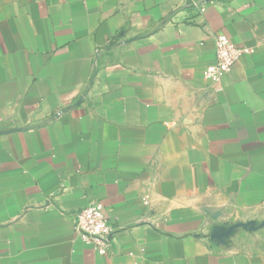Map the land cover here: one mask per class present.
<instances>
[{
    "label": "crops",
    "instance_id": "obj_1",
    "mask_svg": "<svg viewBox=\"0 0 264 264\" xmlns=\"http://www.w3.org/2000/svg\"><path fill=\"white\" fill-rule=\"evenodd\" d=\"M0 264H264V0H0Z\"/></svg>",
    "mask_w": 264,
    "mask_h": 264
},
{
    "label": "built area",
    "instance_id": "obj_2",
    "mask_svg": "<svg viewBox=\"0 0 264 264\" xmlns=\"http://www.w3.org/2000/svg\"><path fill=\"white\" fill-rule=\"evenodd\" d=\"M204 9L201 10L203 12ZM117 38L122 40L121 35ZM216 63L206 68L205 79L220 84L244 54H252L254 50L238 48L230 39L222 34L214 35ZM74 230L78 239L86 246L102 256L111 253L114 243V228L110 224L99 202H91L86 208L73 215ZM211 240V234L209 235ZM213 241V240H211Z\"/></svg>",
    "mask_w": 264,
    "mask_h": 264
},
{
    "label": "water",
    "instance_id": "obj_3",
    "mask_svg": "<svg viewBox=\"0 0 264 264\" xmlns=\"http://www.w3.org/2000/svg\"><path fill=\"white\" fill-rule=\"evenodd\" d=\"M236 230V228H229L226 232V234H224L225 236L226 235H230V234H233L234 231ZM224 235H220L218 234L217 232L215 231H212L211 232V240L215 241V242H222L224 240Z\"/></svg>",
    "mask_w": 264,
    "mask_h": 264
}]
</instances>
